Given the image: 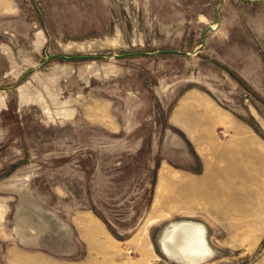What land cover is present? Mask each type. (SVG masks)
I'll list each match as a JSON object with an SVG mask.
<instances>
[{"label":"rangeland","instance_id":"1","mask_svg":"<svg viewBox=\"0 0 264 264\" xmlns=\"http://www.w3.org/2000/svg\"><path fill=\"white\" fill-rule=\"evenodd\" d=\"M0 264H264V0H0Z\"/></svg>","mask_w":264,"mask_h":264},{"label":"water","instance_id":"2","mask_svg":"<svg viewBox=\"0 0 264 264\" xmlns=\"http://www.w3.org/2000/svg\"><path fill=\"white\" fill-rule=\"evenodd\" d=\"M161 247L177 260L194 261L209 254L200 225L191 221L173 222L161 235Z\"/></svg>","mask_w":264,"mask_h":264}]
</instances>
